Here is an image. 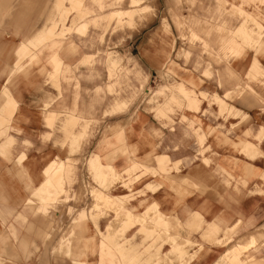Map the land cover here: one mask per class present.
Segmentation results:
<instances>
[{
  "label": "crops",
  "instance_id": "1",
  "mask_svg": "<svg viewBox=\"0 0 264 264\" xmlns=\"http://www.w3.org/2000/svg\"><path fill=\"white\" fill-rule=\"evenodd\" d=\"M251 1L256 7L249 10L244 6V2ZM263 1L239 0L238 4L233 5L235 13L244 16L245 19L227 20L235 30L233 36L225 41L224 51H232L234 46L241 45L235 40V36H237L236 32L245 26L248 16L254 18L264 28L258 20L259 17L264 18L258 4ZM201 2L198 12V21L201 24L198 33L200 39L213 45L219 42L220 36L213 34L207 36L210 27L204 26L203 23L209 21L206 12L215 8L216 0H201ZM170 12L169 8L166 14L167 22L174 38L179 39ZM245 28L251 37L250 30L254 28L250 24ZM32 29L28 26L23 37ZM44 30L46 29L39 28L36 33L40 34ZM245 49L257 50L254 47L242 50ZM12 52L6 45L0 46V118L7 119L6 123L0 126V151H4L0 154V264H172V262L227 264L226 256L229 250L237 242L262 229L264 226V137L261 140L259 135L264 129V114L254 108L255 104L250 95L243 94L230 101L232 111L241 112L251 118V122L248 123H243L241 117L225 121L219 117L218 108L215 105L210 106L208 101L202 102L199 112L187 110L188 103L176 95L167 96L165 108L151 111L140 109L114 117L106 115V110L110 111L108 97L100 100L102 109L98 108L100 114L95 118L94 114L97 111L94 104L95 95L88 92L94 89L92 83L83 84L81 93L69 92L60 95L45 85L38 72L34 71L26 77L15 79L12 77L15 70L14 57L11 59L12 55L14 56ZM200 57L203 59L201 51ZM206 59L204 57L203 69L208 63ZM60 61V75H64L68 67L61 59ZM230 63L231 65L223 63L219 66L213 64L215 76L212 79L199 76L203 83L200 91L210 99L214 97L222 109L227 103L218 95L232 93L236 90V83H244L248 75L254 80L260 75L262 81L264 80V57L248 53L235 65ZM156 68L150 67V70L153 72ZM52 75L53 70L50 71V79ZM233 76L236 80L231 79ZM63 78L67 80V76ZM3 89H7L10 99L15 100L16 104L10 117L1 112L8 102ZM180 90L187 95L190 94L182 85ZM256 95L262 97L258 91ZM189 103L196 110L200 108V100L195 96H190ZM47 117L55 118L57 122L54 119L52 126H48ZM183 118L188 121L198 119L201 122L203 133L206 135L203 149L209 150L204 157L194 159V153L199 146L189 137L191 131L187 124L182 122ZM92 119L94 121L97 119L98 122L96 129L93 126V136L83 143L82 154H71L70 157L80 160L87 157L89 164L100 153V145L102 146L107 138L104 136L107 128L119 125L122 130L125 129L128 148L136 151L138 158L133 162L148 168L149 171H156L168 179L167 182L155 177L146 180L140 190H148V193L132 206V211L139 209L142 213L139 217L151 220L155 218V212L151 211L148 215L146 213L156 208L170 226L174 225L171 224L170 219L173 221L177 219V226L183 227L180 241L170 242L174 236L169 234L170 238H164L163 244L157 243L159 235L166 233V225L151 227L148 238L142 233V225L145 223H136L137 226L131 229L129 227L130 231L122 240L111 239L120 228L115 229L114 234L110 233L108 236V229L113 231L114 227L103 222L99 225V230L95 225L86 227L89 232L84 237H79L77 251L72 253L75 259L53 253L60 234L49 242L47 235L51 234L53 228L58 230V225L50 229L47 218L38 215L37 206L30 204L32 194L43 186L44 172L52 163L64 164L69 170V161L57 159L69 156V147L64 144L69 140L74 145L73 136L80 130L71 132L67 129L68 123L77 120L85 123L93 121ZM69 131L73 136L65 137ZM210 131L227 134L234 142L238 138L242 139L239 148L245 156L234 153L232 148L229 145L225 146L224 140L215 134L209 136ZM247 134L249 138L245 137ZM101 155L104 157L105 154ZM150 155L155 162L153 166L139 160ZM118 165L121 167L122 161ZM175 166H178L179 170L172 172ZM143 172L142 169L136 175ZM243 180L246 182V187L240 186L237 190L236 182ZM171 185L174 190L171 189ZM119 192L125 193V190L119 189ZM132 211L129 210L127 213L133 214ZM120 227L122 229V225ZM188 227H193L197 231L191 232ZM227 235H230L228 239ZM107 237L109 241L106 242ZM204 238L216 240L221 247L204 241ZM258 245L259 243L239 256L234 254V257L237 261L247 264H264V254L262 257L254 254L255 251L259 252ZM229 246L227 250L224 249ZM65 253L68 254V250Z\"/></svg>",
  "mask_w": 264,
  "mask_h": 264
},
{
  "label": "rangeland",
  "instance_id": "2",
  "mask_svg": "<svg viewBox=\"0 0 264 264\" xmlns=\"http://www.w3.org/2000/svg\"><path fill=\"white\" fill-rule=\"evenodd\" d=\"M82 1L88 12L83 17L78 16V12L73 9L71 0H0V46L6 45L14 52H12L14 56L11 57V59L14 57L15 60V70L12 77L18 79L19 77H26L34 71L38 72L45 85L60 95L69 92L81 93L83 84L92 83L94 89L88 92L95 95L94 104L97 108L96 114H94L95 118L100 114L98 108L102 109L100 100L108 97L110 98V111L107 109L106 115L114 117V115H123L140 109L151 111L157 108H165L168 95H176L188 103L187 110L199 112L202 108V102L208 101L210 106L215 105L218 108L219 117L225 121L241 117L243 123H248L251 122V118L241 112L232 111V105H230V101H234L243 94H248L255 104L254 108L264 114V80L262 81L260 75L257 77L259 80H254L252 76L248 75L244 83H236V90L232 93L226 92L218 95L227 103L224 109L220 107L214 97L210 99L200 91L203 83L199 76L212 79L215 76L213 64L216 66L223 63L231 65L230 62H232V65H235L248 53L264 57V28L258 26L251 19H247L245 23V26L250 24L254 28L250 30L251 37L247 32L245 35L236 32L235 40L241 45L237 44L232 51L228 52L223 49L225 41L233 36L235 30L227 20L245 19L244 16L235 13L233 9V5L238 4L239 0H216V9H210L206 12L209 15V21H204L203 25L210 27L206 35L220 36L219 42L213 45L200 39L198 33L201 24L198 21L199 6L202 5L201 0H138L137 5H132L130 0H103L105 2L103 5L102 0ZM258 4L264 15V1ZM244 6L249 10L256 7L253 1L244 2ZM65 8L69 11L67 18L61 14L62 9ZM169 8L179 39L174 38L167 22L166 14ZM117 10L128 11V13L125 17L116 19L113 13ZM258 20L264 25L263 17H259ZM73 22H75L74 25ZM53 24H56L57 31L72 25L70 31H66L56 38L59 42L57 46L48 48L44 46V42L37 43L35 41L25 46L18 45L28 37L32 39L37 36L36 31L39 28L47 29ZM76 24H85L86 27L75 30ZM28 26L33 29L23 37ZM229 46L230 44L227 45V47ZM241 47H243L242 49L254 47L257 50L241 49L239 51ZM200 51L203 59L200 57ZM53 55H58L63 63L67 64L68 70L65 71L64 75H60L61 61L60 67L53 68L51 63ZM19 57L22 59H18ZM204 57L207 58L208 62L205 69H203ZM150 67L157 68L152 72ZM52 70L53 75L50 79L49 74ZM63 76H67V80ZM231 79L236 80L234 76ZM181 85L190 94L183 93L180 90ZM222 89L224 90V87ZM257 91L261 93L262 97L256 95ZM190 96H195L200 100L198 110L190 106ZM99 103L100 105H97ZM161 104L162 106H159ZM54 119L46 118L47 125L52 126L48 121H54ZM92 120L85 123L79 120L69 122L71 132L80 131L74 136L73 133L69 132L68 137L73 136V138L81 140L83 137L78 136L81 132L88 130L90 131L87 135L88 140L93 136V126L95 129L98 126L97 119ZM182 122L186 123L191 131L189 137L194 139L199 146L196 154L194 153V159L204 157L205 154L209 153V150L203 149L206 135L203 133L201 122L198 119L188 121L185 118L182 119ZM214 134L224 140V145H229L234 153L244 155L239 148L242 139L238 138L234 142L222 132L210 131L208 133L209 136ZM104 136L107 138L102 146L100 145V153L105 154L104 157L98 153L89 164H87V157H84V160L70 157L71 154L83 153L82 141H80L81 147L72 145L69 140L66 141L64 145L69 147V156L57 159L70 163L69 170L66 166L63 169L64 174L67 171L65 175L63 174L64 177H59V179H63L64 188L51 194L52 198L48 201H44L45 196L41 192L32 194L30 204L37 206L38 215L47 218L50 229L58 225V230L53 228L51 234L47 235L49 242L60 234L57 247L53 249V253H59L68 259H75L76 257L72 256V253L77 251L79 237H84L89 232L86 227L95 225L99 230V225H102L103 222L106 225H112V228L114 227L113 231L108 229V236L110 233L114 234L115 229L120 228L114 237L111 236V239L122 240L131 228L137 226L136 223H145L142 225V233L146 234L148 238H150L151 227L166 225L167 231L162 233V236L159 235L157 243L163 244L164 238H167L169 234L174 236L170 242L178 241L183 227L177 226V219L176 221L170 219L171 224H174L170 226L155 208L149 210L146 215L153 211L155 218L160 219L150 220L148 218L146 219L147 222L146 220L143 222L128 216L127 212L132 211V206L148 193V190H140L142 184L150 178H160L163 175L151 170V173L148 170L143 174L136 175L142 169L146 170L145 167L137 163L136 170L126 172L127 168L130 169L131 162L137 161L138 158L136 151L128 148L125 129L122 130L119 125H116V127L107 128ZM260 136L262 140L264 129L261 130ZM245 137L249 138V135L247 134ZM109 139L110 145L107 146ZM257 140L261 142L260 139L257 138ZM97 157L101 158V163L103 158V171L106 175L104 181L98 179L100 173L98 169H94L93 162ZM139 160L147 165L153 166L155 164L152 155ZM120 161L123 163L121 167L118 165ZM110 166L117 167L115 173L110 172ZM178 170V166H175L172 172ZM240 186L246 187V182L244 180L236 182L237 190ZM119 189L125 190V193L119 192ZM149 189L151 188L149 187ZM98 193L110 197L113 203L105 202L106 204L99 205L96 199ZM143 206L140 207L144 208ZM47 212L49 213L47 214ZM132 213L133 216L144 219V217H139L142 214L139 209L133 210ZM81 215H84V218ZM77 219L78 221H75ZM158 220L164 221L159 223ZM120 225H122V229ZM129 227L130 229H128ZM263 227L259 230L262 234L264 233ZM188 229L191 232L197 231L193 227H188ZM230 235H227V239ZM101 237L103 238V236ZM105 240L106 242L109 241V237ZM204 241L220 246L216 240L204 238ZM258 243L259 252L256 253L255 251L254 254L262 257L264 254V237H261ZM228 248L230 246L224 247L226 250ZM67 250L68 254L65 253ZM235 254L238 253L235 252ZM175 263L179 264L178 262ZM172 264L174 263L172 262Z\"/></svg>",
  "mask_w": 264,
  "mask_h": 264
},
{
  "label": "bare ground",
  "instance_id": "3",
  "mask_svg": "<svg viewBox=\"0 0 264 264\" xmlns=\"http://www.w3.org/2000/svg\"><path fill=\"white\" fill-rule=\"evenodd\" d=\"M102 5L105 4V2L102 0ZM130 3L132 5H137L138 4V0H130ZM71 5L73 7V9L76 10V12H78V16H81L83 17L84 15L88 14L87 12V9L86 7L84 6L83 4V1L82 0H71ZM134 8L136 6H133ZM128 13V11H122V10H117L113 13L114 17L116 19H121L122 16H126ZM6 14V13H5ZM62 16H64L65 18L68 17L69 15V11L65 9H62V12H61ZM248 19H251L252 21H254L258 26L262 27L254 18H251V17H248ZM249 22V21H248ZM75 24V22H73V25ZM86 25L85 24H79L77 25L76 24V28H78L79 30L81 29H85ZM72 28V25L71 26H67L65 27V29L63 30H56V24H53L51 26H49V28H47L46 30H44L43 32H41L40 34H37V36H35L34 38L32 39H24L21 43H19L18 45H22V46H25V45H28V43H31L32 41H35L37 43H40V42H44V46L48 47V48H52V47H55L57 46V44H59V42L57 41V37L59 35H61L62 33L66 32V31H70ZM77 29V30H78ZM237 32H239L240 34H246V31H245V26L242 27V29L238 30ZM17 45V46H18ZM72 47V46H71ZM215 56V55H214ZM18 59H22V57H19ZM51 63L53 65V68L55 67V69H57L58 67H60V60L58 58V55H53L51 57ZM56 78V77H55ZM4 90V89H3ZM4 95H6L8 97V102L6 103V106L1 110L2 114H7L9 117L10 115L13 113V111L15 110V107H16V104H15V100L12 101L9 97V93L7 91V89L4 90ZM15 113V112H14ZM48 118V117H47ZM51 118V117H50ZM7 119L5 118H0V126L4 125L6 123ZM50 125L53 124V121L52 120H49L48 121ZM69 124V123H68ZM72 125V124H71ZM68 126V125H67ZM66 126V127H67ZM69 128L71 129V127L69 126ZM67 128V129H69ZM65 131L67 132V130L65 129ZM70 132V131H69ZM89 134V131L86 130V131H83L81 132L80 136L78 137H83L81 140L79 138H76L74 139V145H78L81 147V144L83 145V143L87 140L88 138V135ZM68 135V133H67ZM66 137V136H65ZM117 138V137H116ZM80 141H82V143L80 144ZM123 141V140H122ZM110 145V139H109V144H107V146ZM126 149V148H125ZM4 152V151H3ZM125 152V150H124ZM129 160V159H128ZM101 161V158H97L94 162V169L99 171L100 173V176H99V180L101 181H104L106 179V175L103 171V165L102 163L100 162ZM163 163V162H162ZM164 164V163H163ZM136 163H133V161L131 162L130 164V169H126L127 171L126 172H133L134 170H136ZM66 165L64 164H55V163H52L48 168L47 170L44 172L45 174V182L43 183V186L37 190V192H41L43 196H45V200L44 201H48L52 198V196H50L51 194H54V193H57L58 191H60L63 187V169L65 168ZM116 168L113 167V166H110L109 170L111 173H115ZM145 171L144 172H147L149 169L145 167ZM108 170V169H107ZM109 172V171H108ZM156 172V171H155ZM153 173V172H152ZM107 174V173H106ZM114 175V174H113ZM97 176V175H96ZM59 177H62L59 179ZM118 177V176H117ZM162 180L164 181H168L167 178H165L164 176H161L160 177ZM172 182V180H170ZM173 185H171L172 187ZM179 187V186H178ZM177 187V188H178ZM160 188V187H159ZM182 188V187H181ZM180 188V189H181ZM176 189V188H175ZM179 189V190H180ZM174 190V189H173ZM154 191V190H153ZM40 195V196H42ZM96 199L98 201V204L101 205V204H106L108 202L110 203H113V200L110 198V197H106L104 196V194H101V193H98L96 195ZM43 198V197H42ZM106 202V203H105ZM109 204V203H108ZM156 210V208H155ZM128 216L130 218H133L135 220H141L144 222L145 219H140V218H137L135 216H133L132 214L128 213ZM81 217L84 218V215H81ZM157 219H160V218H153L151 220H157ZM75 221H78L75 220ZM164 220H158L157 222L161 223L163 222ZM86 227V226H85ZM74 231V230H73ZM78 231V230H77ZM262 235V236H261ZM214 236V235H213ZM261 237H264V233L262 234L260 231L259 232H256L254 234H251L249 235L248 237H245L244 239H242L241 241L237 242L228 252V255L226 256V260H227V264H247V263H243V262H239L236 260V258L234 257V254L235 252L238 253V256L239 254L243 253V252H246L248 249L252 248V247H255L258 242L260 241V238ZM189 240V239H188ZM81 248V247H79ZM176 248V247H175ZM180 248V247H179ZM82 251V250H81ZM175 251V250H174ZM182 252V251H181ZM84 253V251H83ZM176 253V252H174ZM180 253V252H179ZM262 262V261H261ZM263 264V263H262Z\"/></svg>",
  "mask_w": 264,
  "mask_h": 264
},
{
  "label": "snow or ice",
  "instance_id": "4",
  "mask_svg": "<svg viewBox=\"0 0 264 264\" xmlns=\"http://www.w3.org/2000/svg\"><path fill=\"white\" fill-rule=\"evenodd\" d=\"M45 139H47V137H45ZM0 154H3V152H2V151H0Z\"/></svg>",
  "mask_w": 264,
  "mask_h": 264
}]
</instances>
